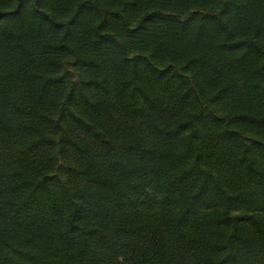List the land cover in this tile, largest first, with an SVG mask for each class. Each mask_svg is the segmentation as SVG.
Returning <instances> with one entry per match:
<instances>
[{
    "label": "trees",
    "instance_id": "1",
    "mask_svg": "<svg viewBox=\"0 0 264 264\" xmlns=\"http://www.w3.org/2000/svg\"><path fill=\"white\" fill-rule=\"evenodd\" d=\"M0 264H264V0H0Z\"/></svg>",
    "mask_w": 264,
    "mask_h": 264
}]
</instances>
